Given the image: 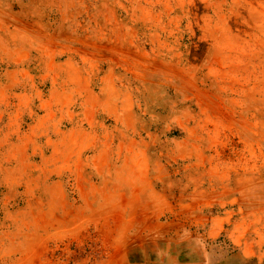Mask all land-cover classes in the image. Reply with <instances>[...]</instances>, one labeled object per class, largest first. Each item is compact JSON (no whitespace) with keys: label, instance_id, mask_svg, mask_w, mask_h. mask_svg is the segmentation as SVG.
Wrapping results in <instances>:
<instances>
[{"label":"rangeland","instance_id":"rangeland-1","mask_svg":"<svg viewBox=\"0 0 264 264\" xmlns=\"http://www.w3.org/2000/svg\"><path fill=\"white\" fill-rule=\"evenodd\" d=\"M0 264H264V0H0Z\"/></svg>","mask_w":264,"mask_h":264}]
</instances>
